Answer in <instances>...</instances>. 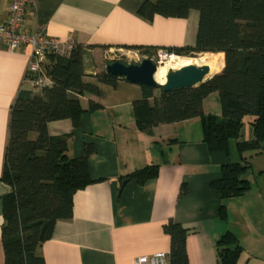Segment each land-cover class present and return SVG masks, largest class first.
Listing matches in <instances>:
<instances>
[{"label":"crops","instance_id":"crops-1","mask_svg":"<svg viewBox=\"0 0 264 264\" xmlns=\"http://www.w3.org/2000/svg\"><path fill=\"white\" fill-rule=\"evenodd\" d=\"M10 1L0 0V23L7 16ZM142 1L30 0L25 29L41 30L61 42L71 39L91 47L88 51L102 50L105 54L139 53L131 46L158 50L195 44L196 10L187 18L155 16L147 20L138 12ZM30 53L29 45L15 51L0 47V176L11 104L21 88L35 90L26 77ZM93 68L86 65L87 81H94L91 75L97 70ZM98 89L97 95L80 97L85 111L79 126L74 127L69 119L47 125L52 136L69 135V157H80L88 144L95 151L88 156L92 182L74 194L72 217L58 220L52 237L39 248L45 264H133L142 255L168 253L170 237L163 230L168 221L189 229L188 264H219L216 242L227 231L242 246L235 264H264V202L257 200L250 206L248 201L257 198L258 192L250 189L241 196L221 200L209 186L223 163L237 161L235 147L230 145L229 157L210 154L199 117L140 130L133 110L134 101L142 97L140 85L118 79L115 86L101 83ZM212 94L204 98L202 111L219 116L221 109L212 112L206 107ZM90 101L100 108L88 111ZM149 104L152 106L153 101ZM153 164L158 165L157 174L143 183L125 178ZM9 191L0 179V264L4 263L3 197ZM236 198L244 200L237 223L228 212L229 202ZM220 204L226 208V218L220 215Z\"/></svg>","mask_w":264,"mask_h":264},{"label":"trees","instance_id":"trees-1","mask_svg":"<svg viewBox=\"0 0 264 264\" xmlns=\"http://www.w3.org/2000/svg\"><path fill=\"white\" fill-rule=\"evenodd\" d=\"M191 10L198 12L195 44L165 50L188 57L217 54V71L221 70L192 88L164 91L159 86H140L142 97L133 103L136 125L150 131L160 124L199 117L203 142L210 154L229 157L234 141L238 160L223 163L219 176L209 184L221 200L234 198L251 188L244 177L249 159L264 153V0H143L138 12L152 20L155 16L187 18ZM90 48L74 43L66 53H48L43 68L50 84L33 87L35 90L21 88L11 104L0 176L10 187L3 197V264H45L39 253L41 244L52 237L58 220L72 217L74 194L92 182L88 156L95 151L94 146L86 145L80 157H69V135L52 136L47 129L49 122L63 119L79 126L85 111L80 97L97 95L101 83L115 86L118 79H124L104 69L91 75L94 81H87L86 56ZM131 48L150 59L157 51L148 46ZM26 77L34 78L29 72ZM212 93L218 95L219 116L202 111L204 98ZM98 108V103L89 102L88 111ZM245 116L251 127L249 139L241 138ZM157 171V164L147 165L125 178L143 183ZM219 211L226 218L223 204ZM163 230L170 237L168 264H188L189 229L168 221ZM216 249L219 264H235L242 252L231 231L217 240Z\"/></svg>","mask_w":264,"mask_h":264},{"label":"built area","instance_id":"built-area-1","mask_svg":"<svg viewBox=\"0 0 264 264\" xmlns=\"http://www.w3.org/2000/svg\"><path fill=\"white\" fill-rule=\"evenodd\" d=\"M29 1H10L7 16L0 23V47L15 51L29 45L31 53L27 72L34 76L31 79L33 87L41 88L50 84V79L43 68L47 54L51 52L66 53L74 46V42L71 39L61 42L57 38L46 36L41 30L27 32L24 23ZM172 55L173 53L165 49H158L154 57L157 59V63H160ZM133 264H168L167 253L157 252L151 255H142L137 257Z\"/></svg>","mask_w":264,"mask_h":264},{"label":"rangeland","instance_id":"rangeland-1","mask_svg":"<svg viewBox=\"0 0 264 264\" xmlns=\"http://www.w3.org/2000/svg\"><path fill=\"white\" fill-rule=\"evenodd\" d=\"M206 54V53H204ZM204 54L198 53L196 54V56L193 57H189V58H198V57H202ZM176 55V54H173ZM176 56H180V55H176ZM181 57H188V56H181ZM143 58L140 55V53L134 54V53H128V52H113V53H107L105 54L102 50L101 51H90L87 53L86 56V65L87 66H94L93 70H97V71H101L104 70L107 62L108 61H121L123 63H139ZM152 60L154 61V63H156V65H158L159 63H157V59L154 57V55L152 56ZM166 61H164L163 63H161L160 65H163ZM181 68V67H180ZM167 71L165 72V74H167L170 70H176V69H166ZM217 71V69L215 70V72ZM214 73H211L209 77L213 76ZM164 74V75H165ZM158 93V91H157ZM215 99V100H214ZM216 101V102H215ZM215 102V103H214ZM218 96L216 93L212 94L208 99H207V105L206 107L209 108L208 110H211L212 112H217L220 109L219 103H218ZM242 129H241V138L243 139H249L251 138V127L249 124V117L245 116L242 122ZM233 147H235L234 145V141H232ZM234 154L237 157L238 160V154L236 153V151L234 150ZM250 167L248 168V170L246 171V173L244 174V177L247 178L250 183H251V188L250 189H254L256 192H258V197L256 198L255 196H253V198L249 199L248 201L251 202L250 206L253 205L257 200L262 204V202H264V153L258 154V155H253L250 159ZM234 202H229L228 204V212L229 215L231 217V219H233V221L235 223H237L240 219V216L238 213H241L240 211V205H242V202L244 200H241L236 198L234 200H232Z\"/></svg>","mask_w":264,"mask_h":264},{"label":"water","instance_id":"water-1","mask_svg":"<svg viewBox=\"0 0 264 264\" xmlns=\"http://www.w3.org/2000/svg\"><path fill=\"white\" fill-rule=\"evenodd\" d=\"M156 63L150 58H143L139 63H123L112 61L105 70L108 74L123 77L125 80L140 86H159L164 91L178 88H192L208 79L210 69L207 65L190 64L177 70H170L163 84H158L154 78ZM210 78V77H209ZM126 181H123L121 187Z\"/></svg>","mask_w":264,"mask_h":264},{"label":"bare ground","instance_id":"bare-ground-1","mask_svg":"<svg viewBox=\"0 0 264 264\" xmlns=\"http://www.w3.org/2000/svg\"><path fill=\"white\" fill-rule=\"evenodd\" d=\"M164 61L166 62L163 65H160ZM190 64H194L198 66L207 65L210 69V74H211L214 73L215 70L218 68V58L216 55L210 53H206L202 57H198L196 59L172 55L157 65L154 78L158 84H163L166 79L167 74H165V72L167 71L166 70L167 68L177 70L180 69V67L182 68Z\"/></svg>","mask_w":264,"mask_h":264}]
</instances>
